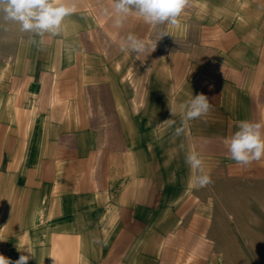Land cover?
Returning a JSON list of instances; mask_svg holds the SVG:
<instances>
[{"label": "crops", "instance_id": "crops-1", "mask_svg": "<svg viewBox=\"0 0 264 264\" xmlns=\"http://www.w3.org/2000/svg\"><path fill=\"white\" fill-rule=\"evenodd\" d=\"M71 3L43 39L0 14V255L264 264V159L238 165L225 144L239 121L264 124V0H188L178 26L121 28L110 0ZM130 32L156 49L121 51ZM198 94L210 111L176 136Z\"/></svg>", "mask_w": 264, "mask_h": 264}, {"label": "clouds", "instance_id": "clouds-1", "mask_svg": "<svg viewBox=\"0 0 264 264\" xmlns=\"http://www.w3.org/2000/svg\"><path fill=\"white\" fill-rule=\"evenodd\" d=\"M187 3L188 0H110V8H105L104 14L113 17L116 28H121L130 15L153 26L165 23L178 26V18ZM75 12L76 6L71 0H0V14L5 21L14 22L19 25L21 32L34 33L41 39L45 34L59 35L64 19ZM155 49L156 43L146 44L131 32L120 41L121 51L134 52L137 56L150 55ZM181 108L184 115L181 126L175 129L176 136L184 132L188 121L205 116L211 109V103L206 95L198 94L181 105ZM237 128L225 140L229 158L245 167L264 159V124L239 121ZM185 162L197 173L190 181L193 187L203 188L212 183L210 174L205 172L203 158L197 151H190ZM17 250L27 254H21L15 261L0 255V264H28L30 259L35 258V252L30 246L21 248L17 245Z\"/></svg>", "mask_w": 264, "mask_h": 264}]
</instances>
